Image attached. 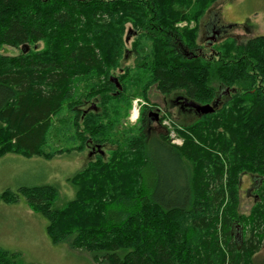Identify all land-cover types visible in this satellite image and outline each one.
Wrapping results in <instances>:
<instances>
[{"label":"trees","instance_id":"16d2710c","mask_svg":"<svg viewBox=\"0 0 264 264\" xmlns=\"http://www.w3.org/2000/svg\"><path fill=\"white\" fill-rule=\"evenodd\" d=\"M214 2L0 0V158L52 160L88 144L109 153L67 180L75 193L62 207L52 185L0 191V203L22 196L52 244L95 264H264V36L201 55L196 28L176 25ZM153 87L213 107L175 129L180 146L148 138L140 117L123 125ZM245 174L258 193L240 215ZM18 257L0 248V264Z\"/></svg>","mask_w":264,"mask_h":264},{"label":"rangeland","instance_id":"374dc122","mask_svg":"<svg viewBox=\"0 0 264 264\" xmlns=\"http://www.w3.org/2000/svg\"><path fill=\"white\" fill-rule=\"evenodd\" d=\"M176 27L189 30L196 28V44L200 47L198 52L209 58L226 39L242 44L256 36H264V0H215L197 23L183 21ZM131 41L130 36L126 45L128 49ZM179 51L188 55V51H184L181 46ZM1 52L5 55L19 53L17 49L10 47H3ZM132 63L133 59L127 53L123 64L128 66ZM111 78H114L113 74ZM216 95L221 103L225 100L226 95L221 87H216ZM181 97L180 93L162 96L153 87L149 89L146 100L134 98L131 101L129 114L123 120V125H134L140 110L150 105L159 109L160 124L165 128L163 133L170 141L179 139L182 142L175 129L192 124L197 116L193 112L182 111L179 103H175L180 102ZM84 108H90L89 104ZM90 147L87 146L81 153H71L52 160L39 157L25 159L12 154L1 157L0 191L9 189L17 192L21 186L52 185L58 190L55 207H62L75 193L67 180L94 157L89 154ZM101 152L102 157L107 159L108 147L101 148ZM253 180L251 175L241 176L238 206L240 215H248L256 200L258 192ZM18 198L15 204L0 203V248L17 253L22 264H95L85 252L74 250L65 243L52 244L45 234V219L32 211L22 196L19 195ZM260 257H264V243Z\"/></svg>","mask_w":264,"mask_h":264},{"label":"flooded vegetation","instance_id":"af4514ba","mask_svg":"<svg viewBox=\"0 0 264 264\" xmlns=\"http://www.w3.org/2000/svg\"><path fill=\"white\" fill-rule=\"evenodd\" d=\"M213 33H215L213 31ZM180 102L176 101L175 103L180 105V108L182 111H187L190 113L196 114V116H200L201 114L192 107L194 104L193 102L187 101L183 99L182 97L180 98ZM221 101L219 98H216L215 103L219 104ZM174 103V101H173ZM174 103V104H175ZM187 107V108H185ZM159 109L155 108L150 105H146L140 110L139 117L141 119V122H143V125L145 127V132L148 136V138H158L161 134H163V131L165 128L160 124V117H159ZM90 147V145H88ZM91 150L89 151V154L94 156L95 154H100L103 156V153L101 152V148H97L96 146L91 145Z\"/></svg>","mask_w":264,"mask_h":264},{"label":"water","instance_id":"95a60500","mask_svg":"<svg viewBox=\"0 0 264 264\" xmlns=\"http://www.w3.org/2000/svg\"><path fill=\"white\" fill-rule=\"evenodd\" d=\"M110 80H111V82L116 84L117 88H119V85L117 84L115 78H111ZM192 107L195 109V111L199 112L201 115L210 114L213 111V107L210 105L200 106L197 104H193Z\"/></svg>","mask_w":264,"mask_h":264},{"label":"built area","instance_id":"2783aa9c","mask_svg":"<svg viewBox=\"0 0 264 264\" xmlns=\"http://www.w3.org/2000/svg\"><path fill=\"white\" fill-rule=\"evenodd\" d=\"M134 110V109H133ZM173 144L180 146L182 142L179 139L171 140Z\"/></svg>","mask_w":264,"mask_h":264},{"label":"bare ground","instance_id":"6f19581e","mask_svg":"<svg viewBox=\"0 0 264 264\" xmlns=\"http://www.w3.org/2000/svg\"><path fill=\"white\" fill-rule=\"evenodd\" d=\"M135 111V110H134ZM135 113V112H134ZM135 115V114H134ZM136 118V116H134Z\"/></svg>","mask_w":264,"mask_h":264}]
</instances>
